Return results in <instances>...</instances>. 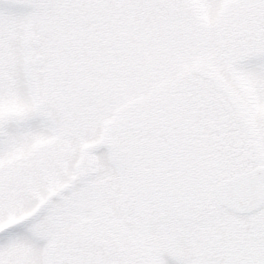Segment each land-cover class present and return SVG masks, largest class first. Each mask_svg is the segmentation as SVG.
I'll list each match as a JSON object with an SVG mask.
<instances>
[{
	"label": "snow or ice",
	"instance_id": "6c2138e0",
	"mask_svg": "<svg viewBox=\"0 0 264 264\" xmlns=\"http://www.w3.org/2000/svg\"><path fill=\"white\" fill-rule=\"evenodd\" d=\"M0 264H264V0H0Z\"/></svg>",
	"mask_w": 264,
	"mask_h": 264
}]
</instances>
